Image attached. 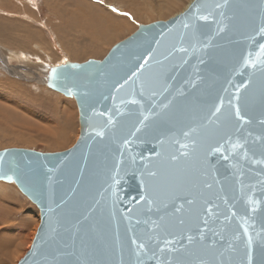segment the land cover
<instances>
[{
  "label": "water",
  "instance_id": "1",
  "mask_svg": "<svg viewBox=\"0 0 264 264\" xmlns=\"http://www.w3.org/2000/svg\"><path fill=\"white\" fill-rule=\"evenodd\" d=\"M262 28L264 0H191L103 59L50 67L80 134L0 150V180L40 210L17 264H264Z\"/></svg>",
  "mask_w": 264,
  "mask_h": 264
},
{
  "label": "rangeland",
  "instance_id": "2",
  "mask_svg": "<svg viewBox=\"0 0 264 264\" xmlns=\"http://www.w3.org/2000/svg\"><path fill=\"white\" fill-rule=\"evenodd\" d=\"M190 1L0 0V150L72 147L78 105L46 84L50 67L103 59L140 24L168 19ZM40 221L38 206L16 183L0 180V264L19 262Z\"/></svg>",
  "mask_w": 264,
  "mask_h": 264
},
{
  "label": "snow or ice",
  "instance_id": "3",
  "mask_svg": "<svg viewBox=\"0 0 264 264\" xmlns=\"http://www.w3.org/2000/svg\"><path fill=\"white\" fill-rule=\"evenodd\" d=\"M202 19H206V17H202ZM260 31L264 32V28L260 29ZM261 47L264 48V46H261ZM216 111L219 112L220 109L217 108ZM236 115L239 116V109L238 108L236 109ZM241 119H242V117H241ZM101 135H103V133H101ZM173 159H175V157H173ZM151 175H155V173H152ZM209 187H210V185H209ZM249 239L251 240V238H249ZM189 240H191V238H189ZM138 247L141 248V249H144L145 245L144 244H140V245H138ZM148 251H151V250H148ZM148 251H146L144 254L147 255ZM151 255H152L153 259H157L156 255H155V252H152ZM69 264H71V261H69ZM136 264H144V261L139 259V257H138L137 261H136ZM159 264H163V262L161 261V262H159Z\"/></svg>",
  "mask_w": 264,
  "mask_h": 264
},
{
  "label": "bare ground",
  "instance_id": "4",
  "mask_svg": "<svg viewBox=\"0 0 264 264\" xmlns=\"http://www.w3.org/2000/svg\"><path fill=\"white\" fill-rule=\"evenodd\" d=\"M187 5H188V4H187ZM108 20H109V19H108ZM110 20H111V19H110ZM103 22H104V21H103ZM103 22H102V23H103ZM105 23H106V22H105ZM105 23H104V24H105ZM108 23H109V22H108ZM110 23H111V22H110ZM110 23H109V24H110ZM104 24H103V25H104ZM106 24H107V23H106ZM116 24H117V23H116ZM93 26H94V25H93ZM114 28L116 29V27H114ZM100 29H101V28H100ZM108 29H109V28H108ZM106 30H107V27H106ZM106 30H105V31H106ZM96 31H98V30H96ZM96 33H97V32H96ZM99 33H100V32H99ZM101 34H102V33H101ZM105 34H107V33H105ZM109 34H110V33H109ZM93 35H94V34H93ZM98 35H99V34H98ZM102 35H103V34H102ZM94 36H95V35H94ZM103 37H104V36H103ZM109 37H110V36H109ZM94 38H95V37H94ZM105 39H106V38H105ZM105 39H103V40H105ZM106 40H107V39H106ZM92 41H93V40H92ZM34 235H35V234H33L32 238H34Z\"/></svg>",
  "mask_w": 264,
  "mask_h": 264
}]
</instances>
